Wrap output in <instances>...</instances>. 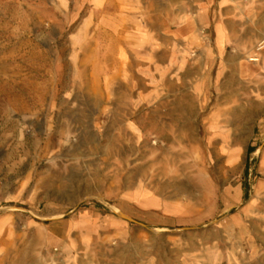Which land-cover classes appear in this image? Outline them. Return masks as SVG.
I'll use <instances>...</instances> for the list:
<instances>
[{
  "label": "rangeland",
  "instance_id": "rangeland-1",
  "mask_svg": "<svg viewBox=\"0 0 264 264\" xmlns=\"http://www.w3.org/2000/svg\"><path fill=\"white\" fill-rule=\"evenodd\" d=\"M190 1L0 0V238L9 248H56L77 264H264V174L234 171L230 149L243 158L247 140L226 130L224 113L247 106L252 136L264 117V0ZM203 10L212 19L200 20ZM191 23L213 48L220 23L233 33L229 49L239 28L250 70L246 81L220 77L203 58L194 86L184 68L183 92L200 97L205 116L179 133L147 98L166 88L148 70L141 34ZM192 47L193 59L206 51ZM209 119L220 120L217 131ZM245 183L248 198L230 207L227 190ZM143 198L184 211L158 217Z\"/></svg>",
  "mask_w": 264,
  "mask_h": 264
},
{
  "label": "crops",
  "instance_id": "crops-1",
  "mask_svg": "<svg viewBox=\"0 0 264 264\" xmlns=\"http://www.w3.org/2000/svg\"><path fill=\"white\" fill-rule=\"evenodd\" d=\"M211 0H202L196 2L195 0H191V4H209ZM211 11H202L200 15V20H210ZM220 27L215 29V46L211 47L209 44L203 43L202 32L199 30L200 28L193 27V24H185L182 28H172L167 27L161 30H156L154 32L141 34V38L144 40H150L148 43L151 47L148 51L147 63L149 64V71L157 70L160 73V82L159 86L163 87L165 85L166 94L160 95L159 97L156 95H152L150 100H156L160 103V110H156L161 113V115H165L170 119L169 123L172 122L175 126L178 127V132H184L186 126L195 123L199 118L205 116L202 114L203 109L199 106L200 97L193 93L184 94V84L183 80V69L186 70L185 78H190L192 84L197 86L198 82V69L199 63L209 64V67H213L217 70V76H232L234 79L239 78L240 81L244 79L246 81V74L250 70L249 65L244 60L245 53V45L244 38L245 33L239 32V28L236 33V46H233L232 49H229L233 40L232 32H229V28L223 26L220 23ZM230 29H232L230 27ZM146 34L148 37H146ZM202 38V39H201ZM158 39V42H156ZM200 39V40H199ZM152 40V42H151ZM203 43V44H201ZM199 44L201 46H205L200 54L202 55L200 59L206 58L203 60L199 59L197 56L196 59L191 58L189 56L188 51H192L193 45ZM203 52V53H202ZM188 54V55H187ZM146 58V57H145ZM188 81V80H186ZM189 83V82H188ZM187 83V84H188ZM192 85V87H193ZM156 86V85H155ZM152 87V86H151ZM238 97H243L241 92L237 94ZM232 98V96H230ZM160 99V100H159ZM188 102V103H187ZM187 103V104H186ZM158 106L155 108L157 109ZM253 110V109H252ZM256 111V108L253 110ZM224 113L227 115L226 118V130H237L242 131L243 136V144H245V140H247V151L243 158H239L237 151L235 149H230L229 160L233 165L234 171L238 168V165L243 168V174L245 178H251L254 173H262L264 174V117L261 118L256 124L255 133L251 134L249 130V111L247 106H243V103L237 106L235 109L226 108ZM210 116L217 113H208ZM220 121V120H219ZM218 119H209V129L217 131ZM203 126V122L200 124V127ZM246 136V139H245ZM230 146H235V141L232 138V143ZM259 152V167L256 169L252 165L253 158L256 156L255 153ZM237 171V170H236ZM248 184V183H247ZM226 191V190H225ZM229 196L226 198V201H236L237 204L231 203L230 207L235 205H242L243 199H247L248 189L242 190H227ZM153 203L154 207H157L159 210L156 214L158 217L168 218L170 216L179 217L180 212H183L184 205L178 204H164L159 199L155 198L150 199ZM224 202V201H223ZM148 201L147 198H143L140 200V204L143 206H149L152 204ZM225 203V202H224ZM152 209V208H151ZM153 215V214H152ZM155 215V211H154ZM153 215V216H154ZM144 226L148 224L141 221ZM5 242L1 241L0 238V264H77L73 259L67 258L65 256V252L52 250L51 252H47L46 254H41L40 252H34V249L31 251H21L20 249H12L9 248L10 243L9 239L5 238ZM132 257L127 255L123 258V262H130ZM92 264H115L109 263L108 261L104 262H95Z\"/></svg>",
  "mask_w": 264,
  "mask_h": 264
},
{
  "label": "bare ground",
  "instance_id": "bare-ground-1",
  "mask_svg": "<svg viewBox=\"0 0 264 264\" xmlns=\"http://www.w3.org/2000/svg\"><path fill=\"white\" fill-rule=\"evenodd\" d=\"M257 58H251L250 60L256 61Z\"/></svg>",
  "mask_w": 264,
  "mask_h": 264
},
{
  "label": "trees",
  "instance_id": "trees-1",
  "mask_svg": "<svg viewBox=\"0 0 264 264\" xmlns=\"http://www.w3.org/2000/svg\"><path fill=\"white\" fill-rule=\"evenodd\" d=\"M245 187H246V188L248 187V184H247V183H245Z\"/></svg>",
  "mask_w": 264,
  "mask_h": 264
},
{
  "label": "built area",
  "instance_id": "built-area-1",
  "mask_svg": "<svg viewBox=\"0 0 264 264\" xmlns=\"http://www.w3.org/2000/svg\"><path fill=\"white\" fill-rule=\"evenodd\" d=\"M55 250H57V249L55 248Z\"/></svg>",
  "mask_w": 264,
  "mask_h": 264
}]
</instances>
